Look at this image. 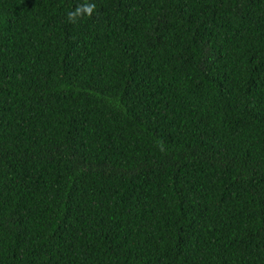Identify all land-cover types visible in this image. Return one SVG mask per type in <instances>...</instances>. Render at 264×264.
Here are the masks:
<instances>
[{"label":"trees","instance_id":"16d2710c","mask_svg":"<svg viewBox=\"0 0 264 264\" xmlns=\"http://www.w3.org/2000/svg\"><path fill=\"white\" fill-rule=\"evenodd\" d=\"M0 264H264V0H0Z\"/></svg>","mask_w":264,"mask_h":264},{"label":"clouds","instance_id":"9594fccd","mask_svg":"<svg viewBox=\"0 0 264 264\" xmlns=\"http://www.w3.org/2000/svg\"><path fill=\"white\" fill-rule=\"evenodd\" d=\"M95 3H84L77 5L74 11H69L67 13L68 21L70 23H77L78 18H83L85 15L91 17L95 12Z\"/></svg>","mask_w":264,"mask_h":264}]
</instances>
